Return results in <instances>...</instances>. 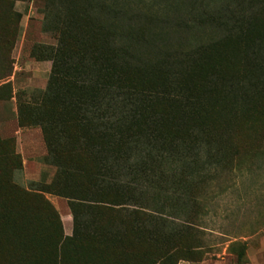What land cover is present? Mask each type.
I'll use <instances>...</instances> for the list:
<instances>
[{
  "label": "trees",
  "instance_id": "obj_1",
  "mask_svg": "<svg viewBox=\"0 0 264 264\" xmlns=\"http://www.w3.org/2000/svg\"><path fill=\"white\" fill-rule=\"evenodd\" d=\"M80 15L89 28L79 24L72 36L70 28L58 30L56 49L67 57L52 65L50 84L58 72L70 76L76 128L91 126L106 156L83 181L63 184L60 196L73 209L71 234L61 236L48 220L49 205L40 217L28 211L4 237L18 250L9 264H108L106 252L135 250L133 242L144 239L139 226L136 240L117 246L124 236L91 215L97 204L128 208L136 201L143 205L137 216L144 208L179 230L165 221L188 217L185 190L216 164V131H224L227 156H238L228 131L264 100V0H78ZM52 90L48 84L46 93ZM77 202L85 204L80 213ZM106 234L116 247L106 250Z\"/></svg>",
  "mask_w": 264,
  "mask_h": 264
},
{
  "label": "rangeland",
  "instance_id": "obj_2",
  "mask_svg": "<svg viewBox=\"0 0 264 264\" xmlns=\"http://www.w3.org/2000/svg\"><path fill=\"white\" fill-rule=\"evenodd\" d=\"M77 1L0 0V264H9V254L18 251L4 237L15 233L12 222H21L28 211L40 217L49 205L53 214L48 220L61 236L71 234L73 209L60 196L63 184L83 181L106 156L103 140L91 137V126L76 128L70 76L58 72L50 84L52 65H62L67 57L56 49L58 30L67 34L70 28L72 36L79 24L90 27L89 20L76 16ZM230 62L225 61L235 64ZM48 84L51 96L45 91ZM235 124L228 132L240 154L227 156L224 131H216L210 139L220 147L216 164L185 190L188 217L165 221L181 225L179 230L164 226L136 201L132 203L141 206V217L137 206L97 204L99 212L91 215L119 226L117 236H124L117 246L136 240L138 226L144 235L125 255L124 248L118 254L106 252L105 263L264 264V100ZM137 193L138 199L145 197ZM153 199L149 194L145 200L152 204ZM83 205L77 202L74 212L83 211ZM103 237L106 250L115 246L111 235Z\"/></svg>",
  "mask_w": 264,
  "mask_h": 264
}]
</instances>
